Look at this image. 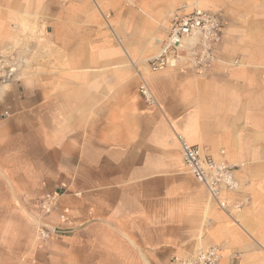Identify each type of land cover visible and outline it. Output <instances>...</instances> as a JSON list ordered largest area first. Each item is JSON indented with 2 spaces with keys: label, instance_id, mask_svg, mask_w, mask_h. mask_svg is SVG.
Returning a JSON list of instances; mask_svg holds the SVG:
<instances>
[{
  "label": "crops",
  "instance_id": "0c3cea01",
  "mask_svg": "<svg viewBox=\"0 0 264 264\" xmlns=\"http://www.w3.org/2000/svg\"><path fill=\"white\" fill-rule=\"evenodd\" d=\"M183 6L222 17L213 60L151 73ZM0 57V264H264V0H0ZM178 138L238 167L226 211Z\"/></svg>",
  "mask_w": 264,
  "mask_h": 264
},
{
  "label": "built area",
  "instance_id": "2783aa9c",
  "mask_svg": "<svg viewBox=\"0 0 264 264\" xmlns=\"http://www.w3.org/2000/svg\"><path fill=\"white\" fill-rule=\"evenodd\" d=\"M222 23L220 15L205 12L195 6L176 9L170 16V28L166 38L160 42L159 52L146 61L148 70L158 73L175 69L179 64L186 62L193 67L208 66L213 60L211 53L214 45L222 39ZM14 74L15 67L0 57V85L9 83ZM138 94L146 106H155V97L143 81L138 87ZM178 139L185 172L206 188L210 200L226 211L228 204L224 193L236 190L235 171L238 167L215 161L204 155L199 147L189 145L182 138ZM62 195V192L57 191L38 199L35 218L36 242H45L57 234L55 229L44 225L43 219L58 211V202ZM60 219L67 221L65 215H61ZM219 258V249L209 248L179 264H217Z\"/></svg>",
  "mask_w": 264,
  "mask_h": 264
},
{
  "label": "rangeland",
  "instance_id": "374dc122",
  "mask_svg": "<svg viewBox=\"0 0 264 264\" xmlns=\"http://www.w3.org/2000/svg\"><path fill=\"white\" fill-rule=\"evenodd\" d=\"M159 41V40H158ZM0 86H2V85H0ZM33 212L32 213H28V218L31 220V221H33ZM39 243V242H38Z\"/></svg>",
  "mask_w": 264,
  "mask_h": 264
}]
</instances>
